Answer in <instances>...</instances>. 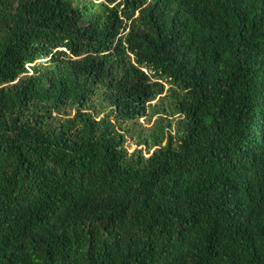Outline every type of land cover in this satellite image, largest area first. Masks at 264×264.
Returning <instances> with one entry per match:
<instances>
[{"label": "trees", "instance_id": "16d2710c", "mask_svg": "<svg viewBox=\"0 0 264 264\" xmlns=\"http://www.w3.org/2000/svg\"><path fill=\"white\" fill-rule=\"evenodd\" d=\"M0 264H264V0H0Z\"/></svg>", "mask_w": 264, "mask_h": 264}, {"label": "rangeland", "instance_id": "374dc122", "mask_svg": "<svg viewBox=\"0 0 264 264\" xmlns=\"http://www.w3.org/2000/svg\"><path fill=\"white\" fill-rule=\"evenodd\" d=\"M135 148L134 145H128V150L131 152Z\"/></svg>", "mask_w": 264, "mask_h": 264}]
</instances>
